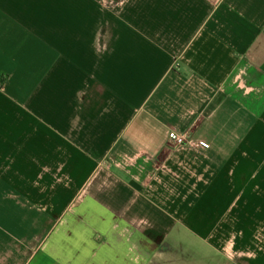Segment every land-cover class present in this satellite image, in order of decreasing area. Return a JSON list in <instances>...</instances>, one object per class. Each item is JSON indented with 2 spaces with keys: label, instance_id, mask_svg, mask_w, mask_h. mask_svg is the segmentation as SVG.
<instances>
[{
  "label": "crops",
  "instance_id": "0c3cea01",
  "mask_svg": "<svg viewBox=\"0 0 264 264\" xmlns=\"http://www.w3.org/2000/svg\"><path fill=\"white\" fill-rule=\"evenodd\" d=\"M210 254L264 264V0H0V264Z\"/></svg>",
  "mask_w": 264,
  "mask_h": 264
},
{
  "label": "built area",
  "instance_id": "2783aa9c",
  "mask_svg": "<svg viewBox=\"0 0 264 264\" xmlns=\"http://www.w3.org/2000/svg\"><path fill=\"white\" fill-rule=\"evenodd\" d=\"M168 138L170 140L171 145L175 147L186 145L196 152H204L207 148L206 145H203L200 142L189 139L185 134H177L171 132L168 134Z\"/></svg>",
  "mask_w": 264,
  "mask_h": 264
},
{
  "label": "rangeland",
  "instance_id": "374dc122",
  "mask_svg": "<svg viewBox=\"0 0 264 264\" xmlns=\"http://www.w3.org/2000/svg\"><path fill=\"white\" fill-rule=\"evenodd\" d=\"M210 256H212V255L210 254ZM212 258H213V260L208 261V259H205V261H202L201 257L199 256L198 264H222V258L221 257H219L217 255H213Z\"/></svg>",
  "mask_w": 264,
  "mask_h": 264
}]
</instances>
